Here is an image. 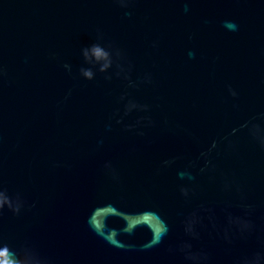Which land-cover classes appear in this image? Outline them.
Returning a JSON list of instances; mask_svg holds the SVG:
<instances>
[{
    "label": "water",
    "instance_id": "water-1",
    "mask_svg": "<svg viewBox=\"0 0 264 264\" xmlns=\"http://www.w3.org/2000/svg\"><path fill=\"white\" fill-rule=\"evenodd\" d=\"M0 264H264V0H0Z\"/></svg>",
    "mask_w": 264,
    "mask_h": 264
}]
</instances>
